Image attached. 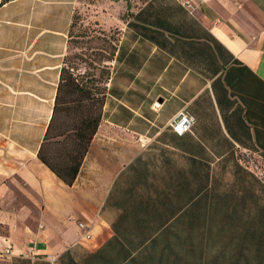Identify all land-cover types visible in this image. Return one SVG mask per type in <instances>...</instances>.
Segmentation results:
<instances>
[{
	"label": "crops",
	"instance_id": "crops-1",
	"mask_svg": "<svg viewBox=\"0 0 264 264\" xmlns=\"http://www.w3.org/2000/svg\"><path fill=\"white\" fill-rule=\"evenodd\" d=\"M190 1L99 11L111 52L72 184L38 150L76 0L0 1V264H264V0Z\"/></svg>",
	"mask_w": 264,
	"mask_h": 264
},
{
	"label": "trees",
	"instance_id": "trees-1",
	"mask_svg": "<svg viewBox=\"0 0 264 264\" xmlns=\"http://www.w3.org/2000/svg\"><path fill=\"white\" fill-rule=\"evenodd\" d=\"M82 81L65 65L64 58L52 114L38 150L39 159L67 184H72L79 172L103 101L104 83L95 88Z\"/></svg>",
	"mask_w": 264,
	"mask_h": 264
},
{
	"label": "rangeland",
	"instance_id": "rangeland-1",
	"mask_svg": "<svg viewBox=\"0 0 264 264\" xmlns=\"http://www.w3.org/2000/svg\"><path fill=\"white\" fill-rule=\"evenodd\" d=\"M76 0L73 22L71 24L68 48L65 54V65L70 67L82 82L88 86L103 87L107 71L105 60H108L111 52L110 38L113 34L94 27L99 24L96 17H102L100 10H113L118 14L120 5L126 0ZM213 238L216 234L213 231ZM210 244H214L215 242ZM209 261H215L216 256L212 252L206 253ZM239 260L246 261V254H239ZM246 264V263H241Z\"/></svg>",
	"mask_w": 264,
	"mask_h": 264
},
{
	"label": "built area",
	"instance_id": "built-area-1",
	"mask_svg": "<svg viewBox=\"0 0 264 264\" xmlns=\"http://www.w3.org/2000/svg\"><path fill=\"white\" fill-rule=\"evenodd\" d=\"M236 1V0H231ZM179 2L188 10H193L194 4L190 0H179ZM193 117L184 113L178 112L169 121V126L176 134H182L185 131H190L191 125L193 124ZM264 178V177H263ZM264 182V179H263ZM78 226L82 231V237L88 238L89 232L85 229L84 222H78Z\"/></svg>",
	"mask_w": 264,
	"mask_h": 264
},
{
	"label": "water",
	"instance_id": "water-1",
	"mask_svg": "<svg viewBox=\"0 0 264 264\" xmlns=\"http://www.w3.org/2000/svg\"><path fill=\"white\" fill-rule=\"evenodd\" d=\"M1 1V0H0Z\"/></svg>",
	"mask_w": 264,
	"mask_h": 264
}]
</instances>
